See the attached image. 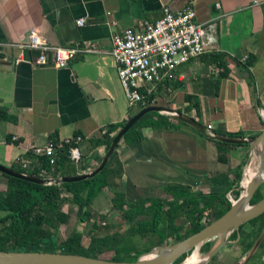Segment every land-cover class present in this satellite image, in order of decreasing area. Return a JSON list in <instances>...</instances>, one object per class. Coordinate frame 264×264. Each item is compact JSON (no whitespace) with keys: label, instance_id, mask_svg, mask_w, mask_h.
<instances>
[{"label":"crops","instance_id":"obj_1","mask_svg":"<svg viewBox=\"0 0 264 264\" xmlns=\"http://www.w3.org/2000/svg\"><path fill=\"white\" fill-rule=\"evenodd\" d=\"M186 6L197 23L213 25V48L157 85L155 106L193 118L221 136H258L264 130V0H0V44L7 46L0 54V164L20 169L18 156L35 160L33 149L81 137L76 147L85 164L74 165L76 174L95 168L105 153L91 140L141 110L127 103L112 39L126 29L142 31L144 22H156L165 9L176 13ZM79 19L83 26H77ZM31 34L60 48L95 43L98 52L79 53L63 67L35 66L36 51H24V61L15 62L20 51L10 45ZM215 54L222 61H215ZM248 58L251 65L243 67ZM170 124V130H142L139 143L118 145L123 175L115 189L123 201L164 198L163 186L180 185L232 203L235 177L250 146L228 147L221 163L213 141L186 125ZM113 197L102 186L85 208L99 223L113 208Z\"/></svg>","mask_w":264,"mask_h":264},{"label":"trees","instance_id":"obj_2","mask_svg":"<svg viewBox=\"0 0 264 264\" xmlns=\"http://www.w3.org/2000/svg\"><path fill=\"white\" fill-rule=\"evenodd\" d=\"M212 58H215L217 62L222 61V57L216 54ZM252 61V58H248L245 63H242V66L249 67ZM222 66L223 71H226L224 64ZM224 73L221 76H224ZM216 87H218V80ZM151 99H154L153 94ZM186 100L191 101L192 99L186 97ZM193 106L197 111L198 103L193 102ZM143 108L145 106H140V109ZM170 122L185 126L181 122L174 121L170 116L149 113L126 133L121 142L123 141L127 144L139 143L143 140L142 130L156 127L170 130L173 129ZM123 125L124 123L109 126L103 135L91 140L92 146L95 148L104 147L105 153L114 135ZM200 135L203 136L202 134ZM227 137L242 138V135L230 134ZM213 142L217 148L218 161L225 163L227 160L226 149L233 145ZM57 153L59 158L54 166H50L48 158L42 155L36 158V164L33 168L25 173L52 179L76 176L75 164L68 158V146L63 144ZM101 160L102 157L98 160V164ZM12 169L21 173L24 172L18 168ZM41 170L49 172V176L41 175ZM241 174L240 171L235 177L232 191L233 200L238 199L241 193ZM122 175L123 168L116 151L97 176L76 183L39 185L0 174V251L58 252L117 262H134L140 255L147 253L149 250L135 249L132 244V237H148L154 247L166 246L168 245V238L178 232H182L177 240L178 242L182 241L200 231L211 221L222 216L231 207V202L223 195L195 194L189 188L180 185L163 186L162 190L166 194L164 198L139 200L126 204L122 199V195L117 193L115 189ZM102 186L113 191L112 211L118 212L122 221L128 225L126 232L124 234L113 233L95 237L94 230L98 226V221L95 220L92 223V230H89L85 236L77 228H74L65 239L59 240V227L67 225L70 218V214L63 210V206L68 205L81 210L78 222L85 224L91 218V214L85 207L89 205ZM64 192L69 193L70 197L64 198L62 196ZM263 197L264 194H262L261 187H259L250 204L257 203ZM207 216L209 220L206 221ZM178 218H184L182 226L173 222ZM245 225L250 226V236L256 240L264 227V213L247 224L240 226L237 231H242ZM237 233L233 234L232 240L236 239ZM255 240L244 247V254L253 246ZM212 246L213 243L210 240L205 242L200 250L207 253ZM108 254H111L109 259L105 258ZM187 255L184 254L173 264H180Z\"/></svg>","mask_w":264,"mask_h":264},{"label":"built area","instance_id":"obj_3","mask_svg":"<svg viewBox=\"0 0 264 264\" xmlns=\"http://www.w3.org/2000/svg\"><path fill=\"white\" fill-rule=\"evenodd\" d=\"M76 24L83 26L85 20L79 19ZM213 36V25L197 23L194 11L188 6L176 13L165 9L162 18L156 22H144L142 31L126 29L115 36L112 39L111 55L116 63L118 78L129 107L155 106V100L151 99L155 87L172 78L182 64L211 52ZM10 46L20 51L15 62L24 61V51L38 52L32 62L35 66L63 67L79 53L98 52L95 43L82 49L60 48L49 45L36 34H31ZM6 47L0 44V54ZM105 132L102 131L101 135ZM11 140L16 141L17 137L13 136ZM81 140V137L66 139L59 146L49 143L45 148L33 149L35 160L18 156L15 163L20 169L30 171L36 164V158L44 155L48 158L49 165L54 166L59 158L57 152L65 144L68 146V158L76 165H84L85 160L76 147ZM40 173L45 177L50 174L46 170H41ZM62 196L70 197V194L64 192Z\"/></svg>","mask_w":264,"mask_h":264},{"label":"water","instance_id":"obj_4","mask_svg":"<svg viewBox=\"0 0 264 264\" xmlns=\"http://www.w3.org/2000/svg\"><path fill=\"white\" fill-rule=\"evenodd\" d=\"M149 113H158L170 116L172 119L181 122L204 137L230 145H249L250 155L248 161L242 170L240 188L241 193L238 199L233 200L230 209L219 218L205 225L200 231L190 235L186 239L168 246H157L151 251L140 255L134 262H117L105 259L91 258L79 255H71L64 253H49V252H6L0 251V264H173L184 254L189 251H198L199 248L207 241L218 239L213 247L204 257L203 264H207L212 260L226 245L230 234L238 230L244 224H247L253 219L261 216L264 213V197L257 203L251 205V200L264 183V130L255 137L251 138H231L221 136L209 132L204 126L184 114L175 112L171 109L160 106H149L141 109L138 113L131 116L123 125V127L114 135L109 147L107 148L102 160L95 168L87 173L61 177L57 179L36 177L30 174L21 173L13 169L7 168L0 164V174L20 179L23 181L39 184V185H60L70 184L87 179H92L97 176L106 166L109 159L116 151L126 133ZM260 146V151L257 155L254 154L255 148ZM257 160L258 178L248 186H243L244 172L248 165L255 163ZM263 175V176H261ZM264 240V227L258 239L253 245L252 251L245 259L247 262L254 252L257 250L261 242ZM187 257L182 261V263ZM180 263V264H182ZM242 264V263H235Z\"/></svg>","mask_w":264,"mask_h":264},{"label":"rangeland","instance_id":"obj_5","mask_svg":"<svg viewBox=\"0 0 264 264\" xmlns=\"http://www.w3.org/2000/svg\"><path fill=\"white\" fill-rule=\"evenodd\" d=\"M255 165L257 167L258 165L257 160L255 162ZM260 187L262 194H264V183ZM63 208L65 212H68L70 214V218L67 225H61L59 227V233H58L59 240L65 239L67 235L71 232V230H73L74 228H77V230L82 232L84 236L85 234L88 233L89 230L90 231L92 230V223L95 222L94 216H96L94 215V213L91 215L90 221L86 222L85 224H81L78 222V217L81 214V210H77L75 208L69 207L68 205H64ZM208 218L209 217L207 216L206 221L209 220ZM173 222L176 223V225L182 226L184 224V218H178ZM97 225L98 226L94 230L95 237H102L104 235H110L113 233L124 234L128 228V225H126L120 218L119 213L113 212L112 209L106 212L104 219L101 220ZM250 230H251L250 226L245 225L242 231L240 232L235 231L234 233L237 232L238 233L236 239L234 240H232V236L234 233L230 234L224 248L214 257V259L210 260L207 264H235L238 262L242 264H264V241L261 246L259 245L257 250L252 255V257L247 262L244 263L245 259L252 251L253 246L245 254L243 253V249L248 245V243H251L253 240H255L253 239V237L250 236ZM181 234L182 232H178L174 236L168 238L167 244L172 245L174 243H177L178 242L177 240L179 239V236H181ZM131 239L134 248L138 250L151 251L153 248L157 247V246L154 247V244L152 243L151 240H149L148 237L141 238L140 236H134ZM217 240L218 239L211 240L213 245L217 242ZM256 240L254 241V243L256 242ZM200 249L201 247L197 251V255L201 258H204L209 251L205 253L202 252ZM187 254H188L187 255L188 258L193 253L192 251H189ZM105 258L107 259L111 258V254L106 255Z\"/></svg>","mask_w":264,"mask_h":264},{"label":"bare ground","instance_id":"obj_6","mask_svg":"<svg viewBox=\"0 0 264 264\" xmlns=\"http://www.w3.org/2000/svg\"><path fill=\"white\" fill-rule=\"evenodd\" d=\"M260 148V146L255 148V155L259 153ZM257 168L258 167H256L254 162L246 167L244 172L243 186H248L250 183L254 182L259 177ZM203 262L204 258L199 257L197 255V251H194L193 254L188 257L182 264H203Z\"/></svg>","mask_w":264,"mask_h":264}]
</instances>
